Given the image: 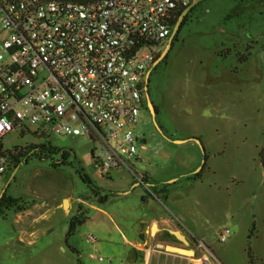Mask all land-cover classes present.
<instances>
[{
  "label": "rangeland",
  "instance_id": "374dc122",
  "mask_svg": "<svg viewBox=\"0 0 264 264\" xmlns=\"http://www.w3.org/2000/svg\"><path fill=\"white\" fill-rule=\"evenodd\" d=\"M148 92L156 116L149 109L141 112L136 131L145 142L138 145L135 167L153 178L152 191L171 207L170 219L189 238L183 242L170 234L181 250L177 253L192 250L199 260L195 264H252L251 250L254 264H264V0H203L152 71ZM47 141L69 154L66 165L53 166L60 155L29 157L12 169L0 195L6 189L8 196L29 204L45 200L64 206L71 198V210L82 198L88 219L68 242L69 225L63 233L58 227L52 238L57 243L65 236L61 248L47 234L32 247L24 233L30 221L21 224L8 211L0 216V264H126L125 239L134 241L141 224L143 188L127 186L124 171L101 173L92 157L98 146L85 137L13 136L6 147ZM197 173L198 186L183 183ZM170 181L175 183L167 185ZM165 186H173L171 206L160 193ZM95 190L108 195V202H98ZM227 229L231 235L221 242L220 233ZM197 241L205 247L198 249Z\"/></svg>",
  "mask_w": 264,
  "mask_h": 264
},
{
  "label": "built area",
  "instance_id": "2783aa9c",
  "mask_svg": "<svg viewBox=\"0 0 264 264\" xmlns=\"http://www.w3.org/2000/svg\"><path fill=\"white\" fill-rule=\"evenodd\" d=\"M193 2L0 0V189L9 153L18 154L7 139L56 135L88 138L98 146L92 153L102 173L125 170L157 198L135 167L142 142L136 128L147 108V76L178 14ZM230 235L222 231L220 241ZM196 261L195 254L154 248L146 264Z\"/></svg>",
  "mask_w": 264,
  "mask_h": 264
},
{
  "label": "crops",
  "instance_id": "0c3cea01",
  "mask_svg": "<svg viewBox=\"0 0 264 264\" xmlns=\"http://www.w3.org/2000/svg\"><path fill=\"white\" fill-rule=\"evenodd\" d=\"M143 142H145L144 139H142L141 143ZM121 171L128 173V177L126 179L127 186H133V188L140 187L136 185L137 183L134 182L131 174L125 170L114 171L112 172V174H119V172ZM11 172L12 170L9 171L7 175L5 176V178L3 179L1 188L7 176ZM143 174H147V173H143ZM197 174L187 175L186 177L187 180L184 181L183 183H186L188 187H195V185L199 183V179L196 178ZM212 175H213V172H212ZM149 179L151 180L153 178L149 176ZM203 180L204 179H202V181ZM174 183L175 182L171 183L170 181V182H167L166 184L170 185ZM127 186L125 187L126 190L128 189ZM151 188H153V186H151ZM172 188L173 186H170L169 188H167V193H166L167 203L170 206L173 203L172 199H174ZM160 189L161 188H159L158 190ZM143 191L145 192L142 194L143 215L137 216V218L141 221V224L139 228L135 231V233H133L134 241H130L127 238L125 239V244L127 246V250H126L127 252L124 258V262L126 264H138V262L140 264H146L147 260L149 259L151 255V251L154 248H162L167 252L176 253V254H178L177 252H181V250L176 249V247L172 243L170 234H175L176 232L180 231L182 233L181 236L183 235V237L186 239V242L189 240V238L186 237L185 234L182 232L181 224L178 222L175 223V221L170 219L173 216L171 209H170L171 207L164 205L158 199V197L156 198L154 196L149 195L144 188H143ZM131 193L132 191L130 192L125 191L123 195H129ZM24 202L27 205L26 211H23V212H19L16 210H11V211H14L15 219L18 222H21V224L24 221L25 222L27 220L30 221V224L26 225L24 228L25 235H27L30 239V242L28 243V245L34 247L44 237L49 236L50 241H52L53 246L56 245L57 249L63 246L65 236L59 239V241L56 243L53 241L52 234L59 230L58 229L59 226L61 227L60 230H62V233H63L64 230H66V228L68 227L70 219L78 214L77 210H79L80 205H82L83 208L86 206V201L82 198L77 199L76 209L74 208V210H71L73 209L72 208L73 202L71 198H69L65 206L63 203L60 204L59 202H56V203L53 202V204L49 205V203H47V201L45 200L41 202L40 204L37 203L36 201H32L33 202L32 204H29L30 201L24 200ZM133 230L135 229H131V231ZM19 242L25 243V241L21 237H19ZM43 254H45V251L43 252ZM194 254L195 253L192 250L188 252V255L190 256H193Z\"/></svg>",
  "mask_w": 264,
  "mask_h": 264
},
{
  "label": "trees",
  "instance_id": "16d2710c",
  "mask_svg": "<svg viewBox=\"0 0 264 264\" xmlns=\"http://www.w3.org/2000/svg\"><path fill=\"white\" fill-rule=\"evenodd\" d=\"M54 1L74 2V3H89V2H96V1H100V0H54ZM182 13H183V11L178 14V18H177L176 23L178 22ZM186 18H185V21L183 22V24L186 23ZM176 38H177V36L175 37V39ZM160 56H161V54L158 56V58ZM157 67H155L154 69H156ZM14 151L18 152V154L12 155L11 153H9V155L11 156L12 169L16 168L18 165H21L23 162L27 163L29 157H37V158H40L42 160H49L52 158V156L60 155L62 159H61V161H58L56 164H54L53 165L54 167L60 166V165H66V161L69 158V154L67 152H63L59 148L54 147L49 142H46L45 144L35 145V146H32V145L27 146L26 148L17 147V148H15ZM260 159H261L262 165L264 167V146L260 151ZM200 177H201V173H198L196 175V178H200ZM144 178L148 184L153 186L151 183V180L149 179V176L147 174H144ZM83 180L90 185L92 184L91 180L86 176H83ZM166 188L167 187L165 186V188L160 191V193L163 194L165 199H167V196H166L167 189ZM94 194H95V197L97 198L98 202H100V203L108 202V195H102L98 190H95ZM11 210L23 212V211L27 210V205L25 204L23 199L12 198L11 196H8L7 192H6L4 194L1 202H0V216L6 217L7 212L11 211ZM87 219H88V217L85 216L84 208L82 205H80L78 214L70 219L69 231H68V234L66 237V242H68L69 239L75 235L78 227L83 225L87 221ZM249 257L251 259L252 264H254V257L252 255L251 250L249 253Z\"/></svg>",
  "mask_w": 264,
  "mask_h": 264
},
{
  "label": "water",
  "instance_id": "95a60500",
  "mask_svg": "<svg viewBox=\"0 0 264 264\" xmlns=\"http://www.w3.org/2000/svg\"><path fill=\"white\" fill-rule=\"evenodd\" d=\"M202 1H203V0H194V2L192 3V5H191L189 8H187V9L182 13L181 17L179 18V20H178V22H177V24H176V26H175V29H174V32H173L172 36H171V37L169 38V40H168V44H167L166 49L163 50V52L161 53V56L156 60V62H155V64H154V65H155L154 68L157 67L161 62H163V61L165 60L166 56L168 55V53H169V51H170V49H171L172 43H173L175 37L177 36V32H178V30H179L181 24L183 23L184 19H185V18L189 15V13L192 12L193 9H194L197 5H199ZM151 73H152V72H150V73L148 74V76H147V81H146V101H147V107H148V109L153 113V118H154V120H155L156 112H155L154 105L152 104V102H151V100H150V96H149V92H148ZM197 142L199 143V141H197ZM175 143H176V144H183V143H185V141H176ZM93 156H94V154L92 153V157H93ZM16 171H17V169H16ZM100 172L102 173V171H100ZM172 182H173V181H171V183H172ZM136 185H137V186H140L139 184H136ZM5 192H6V189H5V190L2 192V194L0 195V202H1V200H2V198H3V196H4V194H5ZM125 194H127V193H125ZM65 205H66V204H65ZM175 235H177V237H178L180 240H183V236H181L178 232H176Z\"/></svg>",
  "mask_w": 264,
  "mask_h": 264
},
{
  "label": "flooded vegetation",
  "instance_id": "af4514ba",
  "mask_svg": "<svg viewBox=\"0 0 264 264\" xmlns=\"http://www.w3.org/2000/svg\"><path fill=\"white\" fill-rule=\"evenodd\" d=\"M148 109V107L146 108V110ZM8 170L9 171H11L12 170V162H10L9 164H8ZM6 193V192H5ZM175 235V234H174ZM175 236H177V235H175ZM183 242H186V239L183 237V240H182Z\"/></svg>",
  "mask_w": 264,
  "mask_h": 264
}]
</instances>
